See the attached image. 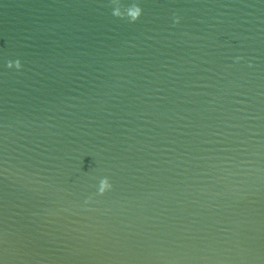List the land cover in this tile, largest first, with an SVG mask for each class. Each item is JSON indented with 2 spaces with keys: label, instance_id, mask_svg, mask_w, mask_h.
<instances>
[{
  "label": "water",
  "instance_id": "water-1",
  "mask_svg": "<svg viewBox=\"0 0 264 264\" xmlns=\"http://www.w3.org/2000/svg\"><path fill=\"white\" fill-rule=\"evenodd\" d=\"M0 264H264V0H0Z\"/></svg>",
  "mask_w": 264,
  "mask_h": 264
}]
</instances>
